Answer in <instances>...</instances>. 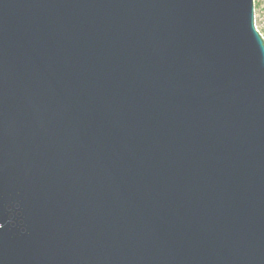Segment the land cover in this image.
<instances>
[{
  "label": "water",
  "instance_id": "95a60500",
  "mask_svg": "<svg viewBox=\"0 0 264 264\" xmlns=\"http://www.w3.org/2000/svg\"><path fill=\"white\" fill-rule=\"evenodd\" d=\"M0 264H264L253 0H0Z\"/></svg>",
  "mask_w": 264,
  "mask_h": 264
},
{
  "label": "rangeland",
  "instance_id": "374dc122",
  "mask_svg": "<svg viewBox=\"0 0 264 264\" xmlns=\"http://www.w3.org/2000/svg\"><path fill=\"white\" fill-rule=\"evenodd\" d=\"M254 24L264 41V0H253Z\"/></svg>",
  "mask_w": 264,
  "mask_h": 264
}]
</instances>
